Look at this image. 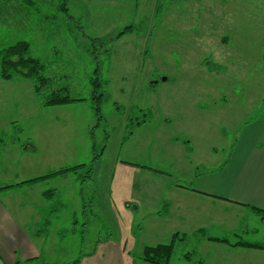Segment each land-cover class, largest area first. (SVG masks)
Here are the masks:
<instances>
[{"label":"rangeland","instance_id":"374dc122","mask_svg":"<svg viewBox=\"0 0 264 264\" xmlns=\"http://www.w3.org/2000/svg\"><path fill=\"white\" fill-rule=\"evenodd\" d=\"M35 1L0 4V53L28 40L52 89L85 100L44 105L31 79L0 78V187L77 168L0 189V264H155L144 248L171 242L168 264L264 257L232 245L264 246L254 205L219 217L192 194L241 141L261 147L246 122L264 114V0Z\"/></svg>","mask_w":264,"mask_h":264},{"label":"crops","instance_id":"0c3cea01","mask_svg":"<svg viewBox=\"0 0 264 264\" xmlns=\"http://www.w3.org/2000/svg\"><path fill=\"white\" fill-rule=\"evenodd\" d=\"M25 3L27 4V8L25 6H21ZM63 3V0H59V5L55 7L56 11H58V8H62ZM31 4L38 12L39 8L41 7V2L35 0H19L18 3L10 5L9 9L14 10V13H16L17 8L19 10L22 9L23 12H25L26 9H28V6H31ZM66 10H64V12ZM47 14L48 12L47 10H45L44 15L47 20L51 18H57L56 15ZM67 14L68 12L66 13V15ZM10 23H13V25L17 26L20 30V25H22V28H24V23L21 22L20 19L16 18L15 21L11 20L9 24ZM8 38L10 40L12 39V37ZM23 41L29 42L28 40ZM15 42L13 41L9 44ZM246 127L248 130H258L257 138L260 139L257 141H259L258 144H260L261 146L260 149L256 148V145H254L253 147L250 146L247 142L244 143V141H241V143L239 144L240 146L238 145L236 148L235 154L231 155V157L228 160H225L224 163H220L218 169L213 170L215 179L218 181V183H212L208 187L199 186L195 188L197 191H194V193L192 192L193 195L202 197L201 199H204L206 204L212 205L211 207H216V205L222 204L228 205L219 210V217H221L223 211L228 210L229 206H234L236 208H249L251 207V205H254L255 207L264 209V114L258 115L255 121L253 120L250 123H248L247 121ZM27 180L30 179L15 181V183L11 184L4 183L0 187V189L10 191L14 188H23L25 184H30H21L22 182ZM166 204L167 205H165V210L169 215L170 213H173L174 206L172 207V202L170 201H166ZM217 217L218 216L216 215V218ZM210 222L211 221H205L202 226H207L208 224H210ZM251 249L260 252L264 251V246L263 248L251 247ZM245 262L246 264H264V257L252 258L249 262L248 260H246Z\"/></svg>","mask_w":264,"mask_h":264},{"label":"trees","instance_id":"16d2710c","mask_svg":"<svg viewBox=\"0 0 264 264\" xmlns=\"http://www.w3.org/2000/svg\"><path fill=\"white\" fill-rule=\"evenodd\" d=\"M18 2L19 0H4V1L2 0L0 1V4L3 5L5 11H7L10 5H14ZM61 9L64 10L67 9L65 3H63ZM17 14H19L18 15L19 17H22V15H24V12L22 9H20L17 11ZM129 30H131V28L129 27L124 28L115 36V38H120ZM0 54H1L0 78L10 79L15 75H20L24 78L31 79L34 83L35 90L38 93V95L42 98V102L44 105L67 104L75 101L85 100V98L71 97L70 95H68L66 89L65 90L63 88L52 89L53 80L50 77L44 75L43 71L45 70L46 66L42 63V61L39 58L31 55L29 42L22 40V41H17L15 43H11L8 46L3 47ZM95 83L97 86L100 82L95 81ZM93 98L97 99L96 110H97V114L100 115V103L103 98V94L98 93L97 90H95ZM75 168H77V166L71 168H64L59 170L58 172L53 171L44 176H40L24 181L21 184L31 183L34 181L45 179L57 175L59 173L67 175L70 173V171L75 170ZM45 196H46V192H45ZM253 208L255 209V211H257L258 214L264 215V209L255 206ZM263 221H264V217H263ZM202 231L204 233L203 236H205L204 238H208V236H206V230L202 229ZM176 236L181 238L184 237V236H179V234L177 233L174 236V240ZM211 239L228 242L218 238H211ZM232 245L263 248V246L259 244L246 243L243 241H236ZM143 253L145 260L150 261L151 263L153 262L155 264H168L171 255L173 253V242L169 244L146 246L144 248ZM199 261L200 260L195 261V264L198 263Z\"/></svg>","mask_w":264,"mask_h":264},{"label":"water","instance_id":"95a60500","mask_svg":"<svg viewBox=\"0 0 264 264\" xmlns=\"http://www.w3.org/2000/svg\"><path fill=\"white\" fill-rule=\"evenodd\" d=\"M165 79V78H164Z\"/></svg>","mask_w":264,"mask_h":264}]
</instances>
